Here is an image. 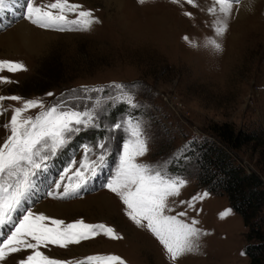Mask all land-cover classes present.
I'll list each match as a JSON object with an SVG mask.
<instances>
[{
	"label": "rangeland",
	"instance_id": "rangeland-1",
	"mask_svg": "<svg viewBox=\"0 0 264 264\" xmlns=\"http://www.w3.org/2000/svg\"><path fill=\"white\" fill-rule=\"evenodd\" d=\"M52 2L34 0L35 5ZM197 2L199 7L187 4L181 7L171 0H148L143 5L138 0H70L92 10L102 21L86 32H61L33 25L24 18L28 0H13L12 9L0 15V60L22 62L28 69L0 72V76L12 81L0 83V95L39 99L46 106L64 102L81 110L91 107L98 97L104 101L100 127L74 135L48 162V170L38 178L37 190L15 218L30 208L35 214L63 220L65 225L79 220L86 224L102 223L114 228L124 239L113 240L101 234L67 248L41 247L46 255L73 264L93 255H118L127 264H173L153 234L137 227L125 214L120 198L104 187L115 174L127 139L123 131L108 129L113 123L133 116L143 121L148 139V152L138 160L152 165L167 162L170 175L188 182L180 196L174 198L175 211L170 214L187 211V216L181 219L190 222L194 218L200 221L198 227L209 233L200 242V254L186 255L175 264L249 262L241 216L225 195L198 186L186 146L191 139L211 137L212 124L227 123L236 130L260 131L264 137V0H243L238 13L234 5L227 32L217 38L223 46L221 53L203 47L205 37L214 35L211 27L214 17L207 12L212 0ZM185 12H192L193 16L189 18ZM74 18L75 14H69V19ZM23 23L38 32V37L25 45L9 36ZM185 36L200 46L191 47L183 39ZM36 82H40V92L31 88ZM113 82L131 89L139 107L130 108L108 99L117 94L108 87ZM84 86L103 87L104 91L84 92ZM3 104L9 109L21 106V102L11 100ZM39 111L30 109L25 115L35 116ZM11 114L9 110L0 115V144L9 135L2 125ZM105 138L108 150L105 166L78 196L59 199L47 195L73 160L76 163L70 167L64 183L68 177L75 180L73 173L84 158V145L95 146ZM99 151L97 148V155ZM232 153L236 164L264 179V163L260 162L261 152L256 145H245ZM89 155L96 159V155ZM204 192L210 195L195 201V210L180 204ZM43 208H50V213L39 211ZM227 209L232 213L221 219V213ZM11 227L2 229L5 236ZM3 238L0 236V240ZM30 252L13 254L0 264H17Z\"/></svg>",
	"mask_w": 264,
	"mask_h": 264
},
{
	"label": "snow or ice",
	"instance_id": "snow-or-ice-1",
	"mask_svg": "<svg viewBox=\"0 0 264 264\" xmlns=\"http://www.w3.org/2000/svg\"><path fill=\"white\" fill-rule=\"evenodd\" d=\"M147 2L148 0H138L141 5ZM171 2L181 7L183 4L199 7L197 0ZM241 3L243 0H212V6L207 12L214 17L211 24L214 35L205 37L203 47L215 53L223 52V46L217 38L225 35L229 21L233 18L234 5L238 13ZM12 7L13 0H0V15ZM69 14H75V18L69 19ZM184 15L191 18L193 13L185 12ZM24 18L40 28L61 32L91 31L93 25L102 23L92 10L83 9L82 5L70 3V0H54L47 5H35L34 0H28ZM183 39L191 47L200 46L188 36ZM5 70L15 73L28 69L22 62L0 60V72ZM2 82L12 81L0 76V83ZM108 87L117 92L108 99L125 103L130 108L139 107L135 94L131 89H127L126 85L113 82ZM83 91L102 93L104 88L89 89L84 86ZM5 100L21 102V106L9 109L3 104ZM103 103V99L98 97L91 107L81 110L66 106L64 102L46 106L43 100L39 99L25 100L20 96L0 95V115H5L9 110L12 113L7 123L2 125L9 135L0 144V236L4 237L0 240V262H5L13 254L31 250L24 258L18 260L17 264H73V261L52 258L40 249L48 248L49 245L67 248L69 245L79 244L82 240L92 239L101 234L113 240L124 239L114 228L102 223L86 224L79 220L65 225L63 220L48 217L43 213L35 214L30 208L25 209L18 219L15 218L37 190L38 178L48 170V162L67 146L74 135L89 128L100 127V109ZM30 109L40 111L35 116L25 115ZM108 130L113 132L121 130L127 134V139L123 143V151L115 174L104 187L120 198L125 205V214L137 227L153 234L173 264L186 255L200 254V242L209 233L198 227L200 221L194 218L190 222L181 219L187 216V211L170 214L175 211L172 207L174 198L180 196L181 189L188 182L183 177L170 175L166 168L167 162L152 165L138 160L148 152V139L143 121L128 116L123 121L113 123ZM83 147L85 154L73 173L75 180L68 177L67 183H64L70 167L76 163L73 160L69 168L63 170L60 181L55 183L54 189L47 195L59 199L78 196L89 181L97 177L98 170L105 166L107 138L95 146ZM97 148L100 150L98 155ZM90 153L96 155V159H91ZM209 195L208 192H204L189 201H180V204H186L195 210V201ZM231 213L232 210L227 209L221 213V219ZM9 225L12 226L11 230L5 236L2 229ZM75 264H127V262L118 255H93Z\"/></svg>",
	"mask_w": 264,
	"mask_h": 264
},
{
	"label": "trees",
	"instance_id": "trees-1",
	"mask_svg": "<svg viewBox=\"0 0 264 264\" xmlns=\"http://www.w3.org/2000/svg\"><path fill=\"white\" fill-rule=\"evenodd\" d=\"M39 84L36 82L31 88L40 92ZM116 110L112 111L113 114ZM210 130L211 137L191 139L186 146L197 184L211 193L227 197L246 229L247 264H264V179L254 171L247 172L232 157L234 150L253 144L260 150V162L264 163L263 134L260 131L236 130L227 123L212 124ZM175 164L181 166L177 162Z\"/></svg>",
	"mask_w": 264,
	"mask_h": 264
},
{
	"label": "bare ground",
	"instance_id": "bare-ground-1",
	"mask_svg": "<svg viewBox=\"0 0 264 264\" xmlns=\"http://www.w3.org/2000/svg\"><path fill=\"white\" fill-rule=\"evenodd\" d=\"M37 30L32 28L31 26H29L27 23H23L19 26L16 27L15 31L12 33V35H9L10 37L13 36L14 39L16 38L19 42H22L23 45H25V43H29L30 39H36ZM10 37H8L10 39ZM58 208H61L58 206ZM47 213H50V208H43L40 209L39 211H44Z\"/></svg>",
	"mask_w": 264,
	"mask_h": 264
}]
</instances>
